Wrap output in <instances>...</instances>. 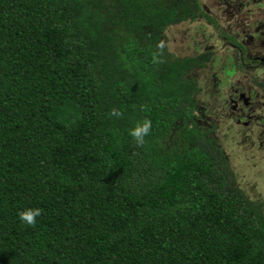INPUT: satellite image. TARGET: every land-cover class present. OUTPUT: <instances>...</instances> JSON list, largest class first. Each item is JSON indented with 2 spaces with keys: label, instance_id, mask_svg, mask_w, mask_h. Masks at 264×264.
<instances>
[{
  "label": "trees",
  "instance_id": "trees-1",
  "mask_svg": "<svg viewBox=\"0 0 264 264\" xmlns=\"http://www.w3.org/2000/svg\"><path fill=\"white\" fill-rule=\"evenodd\" d=\"M201 18L199 0H0V264H264L262 205L196 115L210 54L152 62Z\"/></svg>",
  "mask_w": 264,
  "mask_h": 264
},
{
  "label": "rangeland",
  "instance_id": "rangeland-1",
  "mask_svg": "<svg viewBox=\"0 0 264 264\" xmlns=\"http://www.w3.org/2000/svg\"><path fill=\"white\" fill-rule=\"evenodd\" d=\"M199 3L212 23L201 18L167 26L166 49L177 56L210 54L202 68L190 72L198 87L196 115L211 126L235 187L264 212V63L253 58H264V0ZM228 36L242 44L243 53ZM231 66L232 73L226 74ZM229 98L235 100L233 106Z\"/></svg>",
  "mask_w": 264,
  "mask_h": 264
},
{
  "label": "clouds",
  "instance_id": "clouds-1",
  "mask_svg": "<svg viewBox=\"0 0 264 264\" xmlns=\"http://www.w3.org/2000/svg\"><path fill=\"white\" fill-rule=\"evenodd\" d=\"M158 51L152 53V62L154 64L162 62V56L164 49L168 47V44L164 40H160L156 45ZM109 118H121L123 112L113 108L108 113ZM152 122L150 119H144L138 122L133 128L129 130V135L135 140L137 146H143L145 143V137L151 132ZM42 214L40 208H28L18 213L19 220L28 226L35 227L37 223V217Z\"/></svg>",
  "mask_w": 264,
  "mask_h": 264
},
{
  "label": "flooded vegetation",
  "instance_id": "flooded-vegetation-1",
  "mask_svg": "<svg viewBox=\"0 0 264 264\" xmlns=\"http://www.w3.org/2000/svg\"><path fill=\"white\" fill-rule=\"evenodd\" d=\"M254 58V60L255 59H258L259 61H261V62H263L264 63V58L263 57H259V56H257V57H253ZM253 58H252V60H253ZM253 60V61H254ZM238 97H239V99H242L243 97H242V94H240V93H238ZM229 100L232 102V105L231 106H233L234 105V103H235V100H233L232 98H229ZM249 103V101L248 100H246L245 102H243V105H247ZM234 109H236V108H234ZM263 147V143L262 144H260V147Z\"/></svg>",
  "mask_w": 264,
  "mask_h": 264
}]
</instances>
